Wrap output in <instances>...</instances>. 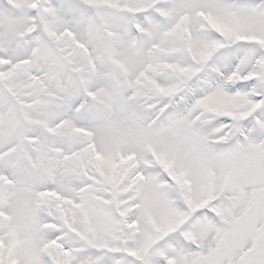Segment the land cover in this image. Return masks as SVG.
<instances>
[{
    "label": "snow or ice",
    "instance_id": "6c2138e0",
    "mask_svg": "<svg viewBox=\"0 0 264 264\" xmlns=\"http://www.w3.org/2000/svg\"><path fill=\"white\" fill-rule=\"evenodd\" d=\"M0 264H264V0H0Z\"/></svg>",
    "mask_w": 264,
    "mask_h": 264
}]
</instances>
